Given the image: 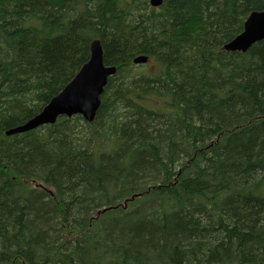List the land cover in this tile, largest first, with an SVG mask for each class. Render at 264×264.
I'll use <instances>...</instances> for the list:
<instances>
[{
    "label": "trees",
    "instance_id": "16d2710c",
    "mask_svg": "<svg viewBox=\"0 0 264 264\" xmlns=\"http://www.w3.org/2000/svg\"><path fill=\"white\" fill-rule=\"evenodd\" d=\"M264 0H0V264H264ZM99 39L93 120L7 134ZM146 55V63H135Z\"/></svg>",
    "mask_w": 264,
    "mask_h": 264
},
{
    "label": "water",
    "instance_id": "95a60500",
    "mask_svg": "<svg viewBox=\"0 0 264 264\" xmlns=\"http://www.w3.org/2000/svg\"><path fill=\"white\" fill-rule=\"evenodd\" d=\"M163 0H150L152 6H159ZM264 39V11H253L247 17L243 31L224 45L226 50L246 52L253 44ZM135 63H146V55H138ZM115 66L104 63L102 44L99 39L91 43L90 59L81 67L75 77L44 106L37 115L22 125L7 131V134L34 129L40 125L54 123L61 115L81 114L86 120H93L101 103V94Z\"/></svg>",
    "mask_w": 264,
    "mask_h": 264
}]
</instances>
